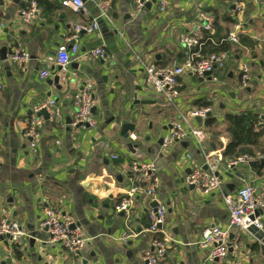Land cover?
Here are the masks:
<instances>
[{
	"label": "crops",
	"instance_id": "obj_1",
	"mask_svg": "<svg viewBox=\"0 0 264 264\" xmlns=\"http://www.w3.org/2000/svg\"><path fill=\"white\" fill-rule=\"evenodd\" d=\"M30 2L0 3V22L4 24L0 51L7 50L6 59H0V217L7 214L28 235L26 227H40L45 208L61 209L82 229L87 241L77 253H67L47 243V232L33 248L29 247V236L19 242L7 240L0 242V264H81L82 260L87 264H145L143 254L151 249L153 237L146 231L153 203L165 207L163 230L169 237L160 264H264L258 245L247 232L237 237L236 246L224 259H208L209 247L201 245L205 228L228 221L225 194L234 193L245 182L264 190V153L255 151L253 157L261 158L251 164L223 169V188L209 194L185 185L190 161H181L187 153L198 163H202L204 151L222 154L230 142L225 119L228 113L251 111L259 124H264V2L166 0L161 11L157 1L135 10L132 0H111V18L117 29L100 22L99 35L80 34L78 39L80 52L103 43L106 60H73L62 75L54 64L57 45L72 35V24L90 23L96 9L87 1L83 9L74 11L62 6L61 0H47L48 7H37L26 20L19 10L28 8ZM235 3L241 5L238 13L233 12ZM199 7L214 15L212 37L216 43L235 23L242 24L244 43L231 45V58L224 69L203 78L181 76L180 96L168 105L148 88L143 65L186 60L178 37L187 30ZM12 46L28 52L24 70L11 61ZM242 64L248 66L250 74L244 87L240 85ZM42 70L50 72L45 79L39 78ZM55 75L59 76L60 89L49 83ZM84 82L92 85L96 125L73 136L72 97ZM48 99L55 101L59 115L54 122L43 118L37 147L31 150L25 136L26 120ZM207 103L214 123L206 126L205 118L193 120L195 125H203V150L190 140L163 149L158 140L171 123L187 110ZM144 106L157 108L158 125L150 123L140 138L135 125L139 118L133 114ZM124 122L134 125L127 138L119 133ZM128 143L132 144L130 150ZM259 149L264 150V136ZM118 159L122 162H112ZM134 159L155 163L159 185L153 197L137 194L129 214L120 215L115 207L130 183L129 163ZM261 215L264 230V209ZM123 233L129 235L125 242L118 239ZM229 239L234 241L232 234ZM14 245L19 248V257Z\"/></svg>",
	"mask_w": 264,
	"mask_h": 264
},
{
	"label": "built area",
	"instance_id": "obj_2",
	"mask_svg": "<svg viewBox=\"0 0 264 264\" xmlns=\"http://www.w3.org/2000/svg\"><path fill=\"white\" fill-rule=\"evenodd\" d=\"M6 0H0V3ZM91 3L97 12L96 17L90 23L72 24V35L56 48L54 64L59 67V74L67 71L69 64L73 60L98 59L106 60L107 51L105 45L101 43L97 47L80 52L78 39L80 34L99 35L100 22L108 24L112 29H117L111 18V0H61V5L78 11L84 8L85 2ZM152 0H132V8L138 10L145 3ZM158 2L161 11L166 8V0H155ZM264 2V0H262ZM37 8L36 0H31L29 7L19 10L24 19H30ZM241 5L234 4L233 12L238 13ZM214 15L203 7H199L195 18L189 23L187 30L178 37V42L186 52V60L182 63L171 62L165 65L153 63L145 64V83L148 88L168 105H172L180 96L179 78L185 74H192L197 77L212 75L217 70H222L228 64L231 54L228 52H208L202 54L205 44H221L223 42L238 44L239 37L243 32L241 23L233 24L227 35L216 43L212 37L214 29ZM4 24L0 22V33ZM120 37L124 39L122 33ZM11 61L24 70L25 64L29 60V54L20 46H12ZM206 73H209L206 75ZM48 70L39 73L40 79L49 76ZM250 79L249 68L246 64L240 66V85L244 87ZM1 89V85H0ZM92 85L84 82L79 91L72 97L74 107L70 128L74 136L79 130L92 128L96 125V118L93 114L95 101L91 92ZM45 109L48 120L54 122L59 115L55 101L48 99L34 109V115L26 120L25 136L30 139L29 148L35 150L40 138V128L44 121L38 114L39 110ZM212 112L210 106L191 108L184 114H180L178 119L173 121L169 130L162 138L161 147L169 148L173 143L180 141H192L199 149L203 150L206 141L203 125H195L193 120L196 117L206 118V114ZM264 128V124H255L254 131ZM131 138L136 136L131 134ZM59 143V142H57ZM261 156L253 157L244 154L233 160L224 161L219 152L204 151L202 163L191 161L189 153L182 156V162H189V172L185 178V185L201 194H209L223 188L224 180L221 175L223 169H231L241 164H248ZM264 158V157H263ZM130 183L124 190V196L115 207L116 212L129 214L132 209L135 197L141 193L146 197H153L159 185L157 168L153 161L134 159L129 163ZM224 205L228 212L226 224H215L205 228L201 234V245L209 247L208 259H224L227 257L229 248L236 246L237 237L245 233L250 225L262 228L261 214L255 215L259 209H264V190L258 188L254 183L245 182L234 193L225 194ZM252 216V219H251ZM149 226L146 231L153 235L150 241L151 249L143 254L145 264H160L164 260L169 245V237L163 230L165 221V207L157 205L155 209L148 211ZM40 227H46L48 238L47 243L58 246L67 253H77L85 245L87 237L82 229L61 209L45 208ZM234 241H230V235ZM9 236V241L19 242L27 235L20 229L16 220H12L7 214L0 217V237ZM129 238L127 233H123L120 241L125 242ZM46 240L43 241V245ZM230 242V243H229Z\"/></svg>",
	"mask_w": 264,
	"mask_h": 264
},
{
	"label": "trees",
	"instance_id": "obj_3",
	"mask_svg": "<svg viewBox=\"0 0 264 264\" xmlns=\"http://www.w3.org/2000/svg\"><path fill=\"white\" fill-rule=\"evenodd\" d=\"M37 7H48L47 0H36ZM215 25V24H214ZM239 43H244V37L240 35ZM231 43L223 42L221 44H205L202 49V54L208 52H228L231 49ZM205 104V106H207ZM204 106V107H205ZM226 119V132L230 137V142L222 151V158L224 161L233 160L241 155L248 154L255 156V151L264 153L260 150L262 138L264 136V129L254 131L255 124L259 125L257 117L251 111H243L240 113H228ZM214 123L212 116L205 118V125L210 126ZM14 253L17 257L20 256V251L17 245L13 246Z\"/></svg>",
	"mask_w": 264,
	"mask_h": 264
},
{
	"label": "water",
	"instance_id": "obj_4",
	"mask_svg": "<svg viewBox=\"0 0 264 264\" xmlns=\"http://www.w3.org/2000/svg\"><path fill=\"white\" fill-rule=\"evenodd\" d=\"M154 2H155V0H152L151 2L145 3L144 5H145V7H150L151 4L154 3ZM6 51H5V48H2V50L0 51V59L1 60H5L6 59V55H5ZM56 68H57L56 69L57 71L60 69L59 67H56ZM208 74L209 73H206V75H208ZM58 81H59V76L55 75L53 77V79L51 80V82H49V83L55 85V87L57 89H60V86L58 85ZM140 103L146 104L147 102L146 101H141ZM38 114L43 116L44 119H46V120L48 119V115H47L45 109L39 110ZM206 116L207 117L211 116V112H208L206 114ZM195 119H196L197 122H201V118L196 117ZM133 128H134V125L132 123L124 122L120 126V132L119 133H120V135L123 138H127L128 137V135H127L128 132L132 131ZM161 141H162V138H160L158 140V143L161 144ZM126 147L130 150L132 148V144L131 143L126 144ZM117 161H119L121 163L122 159L112 160V162L114 164H116ZM249 164H251V163H249ZM7 202L11 203L12 199L9 198ZM156 206H157V204L153 203L152 208L155 209ZM262 213H263V210L259 209L255 213V215L262 214ZM120 215H123V212H120ZM251 219H252V216H251ZM21 228L22 227L20 226V229ZM26 228L29 230V238H28L29 240H28V242H29V247L30 248H33L34 243H35L36 240H42L43 239V234L42 233L47 232V228L46 227H36V226L32 225V226H27ZM246 232L254 239V241H255L254 243L258 245L259 251H260L261 255L264 257V230H262L260 228H257L255 225H250L246 229ZM9 239H10L9 236L0 237V242L6 243L5 241H7ZM43 241H41V242L43 243ZM230 249L231 248H229V251H230ZM37 258H38V260H40L41 256H37ZM81 264H87V261L86 260H82Z\"/></svg>",
	"mask_w": 264,
	"mask_h": 264
},
{
	"label": "rangeland",
	"instance_id": "obj_5",
	"mask_svg": "<svg viewBox=\"0 0 264 264\" xmlns=\"http://www.w3.org/2000/svg\"><path fill=\"white\" fill-rule=\"evenodd\" d=\"M156 110L157 108H151L144 106L142 107L141 111L135 112L133 115L138 119V123L136 125V132H138V135L140 138L142 137L143 133L149 129V124H154V127L158 125L157 118H156ZM48 238V236L46 237Z\"/></svg>",
	"mask_w": 264,
	"mask_h": 264
}]
</instances>
